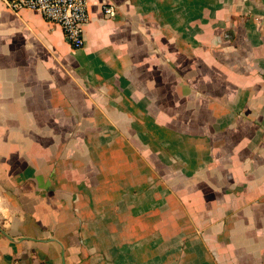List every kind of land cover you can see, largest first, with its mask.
<instances>
[{
  "label": "crops",
  "instance_id": "crops-1",
  "mask_svg": "<svg viewBox=\"0 0 264 264\" xmlns=\"http://www.w3.org/2000/svg\"><path fill=\"white\" fill-rule=\"evenodd\" d=\"M87 1L0 0V264H264V0Z\"/></svg>",
  "mask_w": 264,
  "mask_h": 264
},
{
  "label": "built area",
  "instance_id": "built-area-1",
  "mask_svg": "<svg viewBox=\"0 0 264 264\" xmlns=\"http://www.w3.org/2000/svg\"><path fill=\"white\" fill-rule=\"evenodd\" d=\"M4 3L11 11L39 13L46 21L61 28L71 48L83 47V27L88 22L87 0H4ZM103 13L113 17L115 10L113 7H103Z\"/></svg>",
  "mask_w": 264,
  "mask_h": 264
}]
</instances>
